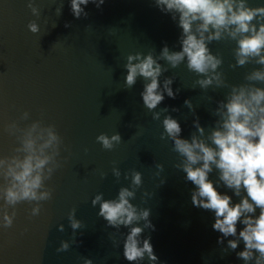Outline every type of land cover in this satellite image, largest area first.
Instances as JSON below:
<instances>
[{
    "label": "water",
    "instance_id": "1",
    "mask_svg": "<svg viewBox=\"0 0 264 264\" xmlns=\"http://www.w3.org/2000/svg\"><path fill=\"white\" fill-rule=\"evenodd\" d=\"M32 3L39 15L32 14L29 0H0V156L14 155L19 146L5 130L13 121L20 127L35 120L53 124L63 142L56 158L59 167L45 181L52 196L40 202V213L31 214L35 202L8 208L9 214L14 210L16 215L12 226L0 227V264H83L85 258L93 264H129L123 257L121 234L128 229L122 226L118 232L108 226L91 200L100 192L105 199L114 198L130 182L124 173L133 170L143 176L133 203L151 209L155 230L146 229L143 236H151L160 264H244L235 251L222 252L226 241L217 244L220 233L211 227L212 213L192 205L194 186L175 168L179 156L170 140L161 139V121L154 120L143 105V79L131 88L124 83L128 55L158 56L165 44L180 50L181 30L171 16L156 8L153 0H105L99 8L89 3L87 16L79 18L72 14L69 0ZM249 4L264 6V0H249ZM31 22L39 26L37 33L29 30ZM209 47L223 57L222 71L230 84L245 82V74L259 67H230L233 41H214ZM165 77H173L172 88L180 91L175 99L165 95L156 111L167 107L180 122L183 138L196 131L192 122L197 116L206 130L214 126L212 110L228 89L195 86L196 76L184 64L168 67L161 84ZM185 99L192 101L195 116ZM25 111L30 118L22 120ZM101 133H119L121 142L106 150L96 139ZM157 164L164 165L160 176ZM114 167L121 171L119 180L112 173ZM5 183L0 178V184ZM144 191L152 195L144 197ZM73 209L83 222L75 238L67 219ZM59 224L64 225L63 232ZM63 240L70 247L57 252ZM242 249L243 243L236 251Z\"/></svg>",
    "mask_w": 264,
    "mask_h": 264
},
{
    "label": "clouds",
    "instance_id": "2",
    "mask_svg": "<svg viewBox=\"0 0 264 264\" xmlns=\"http://www.w3.org/2000/svg\"><path fill=\"white\" fill-rule=\"evenodd\" d=\"M104 2L69 0L76 18L87 16L85 8L89 3L99 8ZM153 4L170 15L181 30L180 50H170L165 44L158 56L151 52L128 55L124 83L131 88L138 78L143 79L140 93L143 105L154 120L161 121V139L170 140L172 150L179 156L175 168L194 186L192 205L212 213L211 227L220 233L217 244L223 246L226 241L222 252L235 251L244 264H264V6H250L249 0H153ZM28 7L33 15H39L32 0ZM60 11L57 9L58 13ZM28 28L32 33L39 31L35 22L29 23ZM222 40L235 43L234 63L230 67L259 65L245 74V82L230 84L226 79L222 71L223 57L209 47L212 42ZM161 60L173 69L186 65L196 76L194 85L203 90L228 89L224 99L217 101V107L212 110L216 117L214 126L206 130L197 116L192 122L196 131L190 138H183L181 124L168 108L156 111L165 95L175 99L180 91L173 90V77H165L161 84L160 78L168 70L159 62ZM184 104L195 116L192 101L185 99ZM29 118L30 113L23 112L21 119ZM5 130L19 141L14 155L0 156V178L6 182L0 184V201H3L0 227L7 228L12 226L16 215L14 210L9 214V207L14 209L23 201L35 202L31 208L35 216L40 213V202L51 198L52 191L45 181L51 179L59 167L56 158L63 141L55 125H44L40 120L26 127L13 121ZM96 139L106 150L121 142L119 133L111 136L101 133ZM156 168L159 170L156 175L160 176L164 165L157 164ZM112 173L120 179L119 168L114 167ZM124 179L129 180V184L121 186L114 198L105 199L100 192L92 198L91 204L94 208L98 206L97 215L108 226L118 232L122 226L128 229L126 234H121L123 257L129 264H144L145 260L147 264H160L151 236H143L146 229L155 230L150 220L151 209L133 203L143 185L142 173L133 170L130 174L124 173ZM164 182V179L160 181ZM151 195L143 192L144 197ZM67 219L75 238L83 222L77 219L75 209ZM58 230L63 232L64 225L59 224ZM241 243L243 249L236 251ZM69 247L70 243L63 240L56 251L64 252ZM83 264H93V260L85 258Z\"/></svg>",
    "mask_w": 264,
    "mask_h": 264
}]
</instances>
